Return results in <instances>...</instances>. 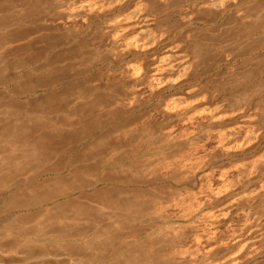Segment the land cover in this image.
I'll list each match as a JSON object with an SVG mask.
<instances>
[{"label":"bare ground","instance_id":"6f19581e","mask_svg":"<svg viewBox=\"0 0 264 264\" xmlns=\"http://www.w3.org/2000/svg\"><path fill=\"white\" fill-rule=\"evenodd\" d=\"M124 1H129V0H113V2L112 0H89L82 6H79L80 8L78 10V13L79 15L86 17V18L93 16V15L96 17L105 16L111 11L121 8V5H123L122 3ZM148 1L149 0L147 1L145 0L144 2L140 0L136 2L135 0L137 4H135V6L131 10L128 8L130 10V11L129 10L127 11L128 13L126 12L125 14H123L124 13L123 12L120 14L119 13L120 10H119L117 11L118 12L117 14L113 13L114 15L120 14L116 18H114L115 16L112 17V15L110 17V19L114 18L112 20L108 21V19L105 18L108 21L106 24H108L109 29H111V31H108V32H112L110 33V36L108 38L109 45L112 47V50L107 51L106 54L104 53L106 56L104 54H103L104 56L102 54H99V51L93 52L89 55V57L86 60L89 66L92 68L95 66H101V65L106 66L107 62H108L107 64H109L110 66H121L120 68H121V73L124 74L123 76H126L132 79L133 80L132 82H134L135 84H141V85L146 84L148 90L152 93L153 91H155L156 87H159L160 85L164 84L165 81H166L165 83L169 82L170 79L165 80L163 78V75H165L164 73L167 71L166 66L170 68L171 66L169 65H172L170 63H175L174 64L175 66L181 65V64H176L178 62H171L172 58L175 57L173 56V53L175 54V52H173L174 50L172 48L165 50L166 51L165 53L163 52L160 55L158 54V56L156 54L157 57L153 56L154 54L152 55L153 56L151 60L152 64H149L151 66L150 71H148V66H146L142 62L140 63V61L138 62L136 60L135 62H129V63L125 62L126 60L125 58L134 52L138 53L137 51L145 52L146 50H150V49L152 50L154 47L159 46L161 44L162 45L165 44L166 46V43L168 42V39H166L165 37L167 36L166 33L165 34L159 33L158 35L155 33L156 30L152 32L153 28H150L151 29L150 31L148 30L149 28L147 29V27L148 25L153 24L157 20H165V21L168 20V18L171 15L170 14L171 11L168 9L173 7V5H171L173 0H154V1L150 0L149 2ZM178 1L179 0H177V2ZM6 2L9 4L8 6L5 5ZM174 2L175 4H177L176 0H174ZM195 2L196 1H194V3ZM194 3L191 2V4H193L192 7H191V4H189V6L187 5V7L194 8L193 7L195 5ZM21 4L24 7L23 10H19L18 6H15L16 5L15 0L0 1V95L2 94V90H5L8 87L13 86V85H15L14 88H16V86L18 85L17 87L20 88V89L17 88L20 93V95L18 96L23 97V98L36 99V101L34 100L29 101L27 99V102L23 103V101H1L0 100V197L7 196V198L9 199L8 200L9 203L7 204V207H5V209L2 208L4 210L0 212V219L2 218L3 215H6V214H8L7 216H9V218H15L13 219L14 221L12 220V222L15 226L14 232L16 233L17 237H14L15 234L14 235L12 234L13 239L22 238L26 241H30L32 238H41V240L45 242L52 241V243H56L57 247L60 246V249L66 248L67 250H69L70 257L73 258V260L75 259L74 264H159L157 262L158 260L157 257L160 254H162V253H159V249H160L159 246H162L163 244H165L166 241H169L172 244L175 240L179 239L182 235L178 236L180 232L178 233L176 229H173L174 227L168 228L169 225H171L172 223H177L176 221H172L171 214L170 215L168 214L169 205L172 202L171 203L168 202L169 204V205L167 204L168 206L166 205V203L163 204L164 202L163 200L166 201V198L167 200H169L171 197L169 198V196L166 197L165 195L163 196L161 195L162 197L159 196L161 198L159 200L163 199L162 200L163 202H160L156 199L157 198L156 196H158V193H161L164 190L166 191L165 189L166 187L168 188L167 190H170V189L174 190L172 187L179 189L177 187L183 186V185H185L186 187L191 182H195L194 186L198 185L197 184L198 175L201 172L206 171L209 168L210 164L213 163L214 165V163H217L218 161H216L215 158L219 159L220 158L219 155H222V157H225V158H232L233 162L240 161L238 159L234 160L233 158L239 155H246L247 154L246 149H248L249 146L257 142L260 143L261 145L264 142L263 133L261 136H258L260 134L255 135V133L249 130L250 128L247 129L248 127L246 128L244 124L242 123L238 124L236 118L241 113V111H232L228 113V112L222 111L221 108L217 107L213 110L209 108L208 109L206 108L207 110L198 109L199 111L194 110V112L191 114L186 113L185 117L181 116L183 117L181 121L182 126L184 125L185 129H187L186 126H188V128L189 126H191V130L187 131L188 136L195 133V130L198 129L197 127L200 126L199 123L201 120H205V121H208V123H212L216 125H222V126L231 125L230 129L222 130V131H219L217 135L215 134L216 138L215 137L214 138L216 140L215 141L216 147H214V149L216 150L217 153L214 150H212L214 151L212 152L209 146L208 148L210 149L211 152L207 153L203 158L202 157L198 158L200 156L196 157L194 155L196 150L193 153V149L195 147L194 148L189 147L192 143L191 141H190V144H188L189 146H187L189 148L186 149L187 152H185V154L180 155L183 152L182 151L179 153V155L176 154L175 155L176 157L174 155H173L174 156L173 158L172 156L170 157V155H168L169 158L168 156L165 157V155L163 154L166 151L165 149L166 146L163 144L162 146L163 149L154 148L153 146L157 144L155 143L156 140L157 141L159 140L156 139L155 137H150L153 135L146 136L145 134H142L137 138H133L134 140H132V137H131V140H129L128 142V146L130 148V153L128 155H121V154L115 153L111 156H108V155L105 156L102 154L99 156H95L94 154H90V151L92 149H90L89 146H90L91 140L95 136L94 134H91L90 136L88 135L86 137L84 136L82 137L80 135L76 137H72V139L69 141L70 146L66 147L65 143L67 139L64 136H62V134L63 132L64 133L67 132L66 127L71 128V129L74 127V124L70 119L71 115H78L77 112L80 111V109L77 110V107H74L75 105L65 106V108L67 107L68 108L66 109L65 113L62 114V115H65V116H62L63 118L61 117L63 121L60 118V116H59L60 119L56 117L58 118L59 122L62 121V123L60 122L58 124H57L58 121L57 122L54 121V117L53 119L50 118L53 121H50L49 118L48 120L45 118V120L42 123H40V122H35L33 119L28 120L30 118H27V116L24 117L23 115L27 113V111H25V113L23 112L24 104L25 105L28 104V106L31 105V107H33L32 105L35 106L40 101H41L40 103H43V101L59 102V101H66V100L63 99L61 96H59L58 90L56 91V88H55L56 81H59V76L56 75L57 71L55 70L54 67H52V65L53 64L55 65L58 62L60 63V61L58 60L60 57L59 54H57L59 55V57L56 58V60L54 58L55 56L53 57V53L57 49V47L54 46L56 41L54 43L53 41L51 42V39H48V37L52 33H50L49 36L47 35L48 33L46 32L41 33L43 27L42 25H39L38 23L40 19L44 17L46 19V15L48 13L47 11L34 10V7L29 6L31 4L30 0H21ZM165 7L168 8L167 10L169 11V13L167 10L165 11H167L169 16L166 13L168 18L165 15V17L162 16L164 18L162 19V17H158V14ZM174 9H180V8H174ZM172 12H174V10ZM193 13L195 14V11ZM48 15L49 16L47 17H50V14ZM72 21L74 22L75 20H72ZM83 23H84V20H83ZM154 24L156 25L157 23H154ZM119 25H122V28L120 27L121 29H116ZM46 31L48 32V30ZM168 35L170 34L168 33ZM170 36L172 37V35ZM170 36H169V40H171ZM50 37L52 38V35ZM43 41L47 44V45L44 44L45 45L44 47L40 46L41 45L40 43L43 44ZM169 46H172V45L169 44ZM177 46H175L174 49L177 50ZM184 64L182 65L185 66L186 64L185 65ZM109 65L107 66L109 67ZM182 65L180 67H183ZM183 71H186L185 68L182 70V72ZM186 72L184 73V75L187 76L188 73ZM44 93H45V98L43 97L44 98L43 99L42 96L44 95ZM135 97L136 96H134V98ZM0 99L3 100V98H0ZM44 104L42 106H44ZM45 105L50 106L49 103L48 105L47 104ZM187 106L188 104L186 105V107L185 106L182 107V103L179 104L177 102H173L171 104L163 105V110L169 115H175L176 117H179L180 116L179 114L181 111L186 112L187 110L189 112ZM36 107L41 109L38 106ZM63 107H61L62 110H63ZM58 108L59 107H57V109ZM51 109H54V108H51ZM37 110H34V111L36 112ZM42 110L43 109H41V111ZM32 111L33 110H31V112ZM38 111L40 113V115L38 116H41L42 114H45V112H47L45 111L44 113H42L40 112V110ZM29 114L31 116L30 112L28 113V115ZM34 114L37 115V113H34ZM80 117H83V115ZM84 118H80V121L83 122ZM31 121L32 122L34 121L35 123L29 124L31 123ZM198 124L199 126H197ZM183 134H186V132ZM186 135H184L183 138L184 137L186 138L187 137ZM140 145H141V148H140ZM193 145L194 144H192V146ZM197 145L198 144L195 143L196 147ZM188 149L190 151L189 153H188ZM197 150L199 152V148ZM131 151H132V154H131ZM17 152H20V153L24 152V155L18 158L19 156L18 157L16 156ZM158 155L161 158L158 157V160L153 159L152 161H154V163H150L151 159L153 157L157 158ZM54 157L56 159V163H55L56 166L54 165L52 168L51 167L49 168L48 167L49 165H47L46 167V163L48 164L50 161H52ZM243 158H245V156ZM36 159H38L37 162H36ZM206 159L207 161L209 160L208 164L205 163ZM39 161L42 164L40 165L39 163V167L36 168L38 170L36 171L34 170V167L38 166L37 163ZM34 162L36 163V165L32 167ZM236 163H232L231 165L233 164L234 165L228 170L224 169L225 166L222 167V169L218 167V168H215L216 170H213L212 174H208L205 177L206 178L205 183L204 182H202L204 184L201 183V189L199 191L200 195L199 193L197 195V194H192L191 192L192 196L188 195V198L179 199L178 201L174 199L173 205L175 207L176 206L179 207L181 211L178 210V212H181V214L177 212V215L178 214L180 215L174 216L173 215L174 212H173L172 216L185 219V221L186 220L192 221V219L198 213L203 211V208H205L208 205L209 206L215 205L217 201H220L223 197H226V196L229 197L231 200V201L229 200L231 203H228L230 207L229 212H231V210L234 211V209H236L237 207H240V209L243 208L242 210H244L245 207H249V209L251 208L252 210L253 206L256 205L257 203H263L264 202L263 200L261 202V200L258 201V199H260L261 193L262 192L264 193V153L263 155L255 159L253 162L240 163V164H236ZM80 164L83 166H81ZM29 166L32 168V170L30 169L32 172L35 173L36 171L37 173L39 171V175L37 174L39 177L35 174V176L37 177L35 178L33 173L30 172L33 175V178H31L32 176L31 175L29 176L30 179L18 180L19 178L17 176L22 174V172H24L25 169L30 168ZM113 170H119L120 172L117 173L118 174L117 175L116 173L112 172ZM132 171L135 172V175H133V177L131 176V173H130ZM187 172L188 174H192V176H190L191 177L190 179H187L185 177L186 175L185 173ZM86 173L87 174L97 173V177L94 180L82 177V175ZM188 174L186 176H189ZM67 175H73L72 179L70 178L71 179L70 180L67 177ZM204 175H206V173ZM89 178L91 177L89 176ZM51 179H55L56 181L57 180H61V181L56 182L53 180V182H51L52 181ZM62 180L67 183L63 182ZM200 181H203V180H200ZM50 183H53V185L54 183L55 185H59L61 189L58 188L57 190L55 188V191L54 189H51V191L48 190L45 193H47L49 197H47V195L46 196L43 195L45 197L42 196V198L39 197L40 200L37 199L38 198L37 196L39 195V193L41 194V192H43V189L45 188L48 189L49 186H52ZM256 183L258 184L260 183V185L258 186L257 184L258 187L254 188V185L256 186ZM182 189H185V188L183 187ZM198 190H196V192ZM89 191H94V192L88 193ZM113 192L119 193V196L121 194L122 197L123 195L126 196L128 194L126 196L128 198H129V194H131V196L132 195L134 196V197L132 196L133 199L134 200L137 199L138 202L139 200L141 201L145 199L144 200L145 204H143L142 203L143 201H141V206L143 204L142 207L144 208L141 209V207L138 205V202L137 203L134 202L133 199L131 202L129 201L130 198L129 200H127L128 198L125 197L126 200L124 201H127V202L129 201L131 203L125 204L126 202L124 203L123 201H118V202L116 201L118 204L119 202L123 204L119 206L120 208L118 210L116 209L117 212L115 214H113L114 212H112V214L108 216L107 218L108 222L96 224L98 222H101V220H99L98 222L96 221L95 223L96 225H91L92 222L88 223L90 221L89 220L87 221V223L91 225V228L90 226H89V229L88 227L85 228L86 225L81 226V223L78 222L80 221L78 220L80 216H82L84 212H86V214H89L94 209L92 207L91 211L88 210L90 209L89 207H91L90 205L88 209L87 208L84 209L82 204H81L82 205L81 207L83 208H81L80 206L77 205L76 201H74L76 198L72 199L70 198V196H75L76 194L79 193L80 195H78V197L83 196L82 199H85L86 197L84 195H86V196H89L90 199L88 197L86 198L89 200H91V198L97 199V198L105 197L103 198L104 201H102L103 199H100V202L101 201L103 202V203L101 202L103 206L105 199L108 198L106 197V195L112 196V195H109V193H113ZM176 192L178 193L179 191L176 190L175 193ZM185 192H187V189ZM183 194H184V191H183ZM185 194L187 195V193ZM177 195H180V194H177ZM164 196L166 198H163ZM65 198L67 199L70 198V199H68V201L65 202L63 207H66V204H67L68 208L75 209V211L74 212L72 211L73 215L69 217L70 219L69 218L66 219L65 217L64 219L60 220L62 221V224H63L61 226L62 231L60 230V228H57L58 226L57 224L56 228L57 230L59 229V231H55V233L56 232L57 233L56 234L54 233V234L56 235L58 240L55 241V239H51L52 237L50 236V233L47 232V230H45L46 228H49V226H53L49 224L47 226L48 222L45 223V220L43 222V219L45 218L43 216L45 215L47 217L46 212H43L45 211L44 209L46 208H43V210L42 209L38 210V211H42L40 212L41 214L45 213L43 215H40V219H39L40 221L42 220L43 224L45 223L44 225L47 226L46 227L42 223H39L40 224L39 227L41 225L44 226V227L41 226L43 228L46 227L44 229L45 231H43V228L41 230L36 225H35L36 228H39V229L35 231L36 228L35 229L32 228L34 226L33 224H31L32 225L31 228H28L30 226L28 224V221H31V216H32L30 209L37 207V206L47 207L49 206V203L51 202V200L58 201V199L60 200V199H65ZM114 201L107 203L109 202L107 200L105 204L107 206V204L114 203ZM169 201H172V200H169ZM59 203L60 204L58 203L57 204L60 205V210L63 211L61 207L62 204L61 202ZM57 204L56 205L53 204V205L57 206ZM105 204H104V209H105ZM144 205L146 206V208ZM150 205L151 207H148ZM112 206L113 205H111V207ZM170 207L172 208L173 206L171 205ZM115 208H118L116 204H115ZM112 209L113 207L111 208V210L110 209L109 210L114 211ZM26 210H29L31 216L21 215V213ZM87 210L90 212L88 213ZM174 211L176 213V210ZM49 213L52 214L51 212ZM55 213L56 212H54V214ZM170 213H172V211H170ZM23 214H29V213H23ZM223 214L224 212L218 214L212 211L209 213V216L211 217V219L213 218V220L216 221V219L222 217ZM15 215H18V216L14 217ZM106 215H109V214H106ZM106 215L104 214V216ZM225 215L227 216L228 214L225 213ZM37 216L39 215H37V211H36V217ZM51 216H53V214ZM51 216L49 215L48 218H50ZM209 216L207 217V219L210 218ZM258 216L259 218H264V211ZM41 217H43V219ZM56 217L58 216L55 214L53 218H56ZM197 217L195 219H197ZM32 219H34V217ZM112 219H114V224L116 223V225L113 224ZM243 219H241L243 220L242 228L240 229L230 228V230L231 229L232 230L231 231L229 230L228 237L227 238L224 237L226 240L224 241L225 242L228 241L229 243L231 242L232 243L231 246L234 249L233 251L231 250L232 252L229 251L230 249L228 250L230 254L229 256H227L228 257L227 259H224L226 260L225 261L226 263L224 262L223 264H250L253 261V259L256 258L257 256L259 255L264 256V251H263L264 248L263 250L257 248V246L254 243L255 241L252 242L253 240L251 241L249 237L251 236L250 234L253 233L251 232L250 230L251 226L249 227V225L255 222L256 217L254 215L251 217L248 215H244ZM31 222L34 223L33 220ZM78 223L79 225H77ZM60 224L61 223H59V226ZM139 224L141 225L139 226ZM6 226L3 228H6ZM166 228L170 229V231L166 230ZM32 229H34L35 231L34 233L31 232ZM204 231L205 232L208 231L210 233L211 230L210 231L204 230ZM216 232H218V230ZM184 233H185V230H184ZM226 233L228 232L226 231ZM202 234H201V237L197 235L198 238L196 237L197 239L195 241H191V243L194 242V246H195L194 248L196 250V253H192L191 251H188L187 249H185L187 252L185 251L184 254H188L189 252V254L192 253V255L194 254L196 255L198 252L199 253L207 252L206 254L207 256L206 257L204 256L205 258L203 257L204 259L203 261L206 260L208 262L207 264L218 263L219 262L218 259H216V257L213 255V252L211 250L213 249L211 248L213 246L212 245L213 243L208 242L211 239L207 238L208 237L207 233H206V236L204 235L205 233H202ZM202 237L204 238L206 237L207 239H209L208 241L205 240L206 242H208L206 243V246L207 244L209 245V243L210 245H212L211 247L207 246L206 248L207 250L203 247L205 245V242ZM194 239H195V236H194ZM41 240L39 239V241ZM213 240L216 241L217 238L216 239L213 238ZM19 241H21V239H19ZM24 242L22 241L18 243L22 244ZM177 242H179V240H177ZM177 242L175 243L177 244ZM216 242H214L215 245H216ZM113 245L116 246L117 251L114 254L108 256L106 251L109 252L108 251L109 247ZM156 248L158 250H156ZM180 248H178V252H180L179 254H181V251L184 250L183 248L181 249ZM91 250H97V254L89 253ZM174 250L177 252V249L174 248ZM160 252H161V249H160ZM178 252L176 254H178ZM201 255L203 254L201 253ZM194 256L192 258L193 259L196 258L197 260L199 255L195 258ZM163 262L161 263L163 264Z\"/></svg>","mask_w":264,"mask_h":264},{"label":"rangeland","instance_id":"374dc122","mask_svg":"<svg viewBox=\"0 0 264 264\" xmlns=\"http://www.w3.org/2000/svg\"><path fill=\"white\" fill-rule=\"evenodd\" d=\"M87 1L89 0H64V1L63 0H30L31 4L29 6L34 7V10L47 11V13L50 14V17H47L49 16L47 14L46 19L44 17L40 19L38 23L39 25H42L43 27L41 33L46 32L48 33L47 34L48 36L50 33H52L50 34V36L52 35V38L49 36L50 38L48 37V39H51V42L53 41L54 43L56 41L54 46L57 47L56 50L59 52L55 50L56 52L54 51L53 57L55 56L54 58L56 60V58H58L60 55L58 59L60 63L58 62L55 65L53 64L54 66L52 65V67H54L55 70L59 72V73L56 72V75L59 76V81H56L55 88H56V91L58 90L59 96H61L66 101H59L60 103L57 101H49V102L43 101V103H40L41 102L40 101L38 102V104L40 103L41 106L40 104L39 105L37 104L35 106L32 105L35 108L31 107V105L28 106V104L27 105L24 104L23 112L25 113V111H27V113H25L27 115L23 114L24 117L27 116V118H30L28 120L33 119L35 122H40V123H42L45 120V118L48 120V118L53 119L54 117V121L56 122L58 121L57 122L58 124L60 122L62 123L63 121L62 116H65V115H62L63 113H65L66 109L68 108V107L65 108V106L75 105L74 107H77V110L80 109V111L77 112L78 115H71L70 119L73 122L74 127L72 129L66 127L67 132L65 133L63 132L62 134V136H64L67 139L65 143L66 147L70 146L69 141L72 139V137H76L79 135L82 137L83 136L86 137L88 135L90 136L91 134H94L95 136L91 140L89 147L90 149H92L90 151V154H94L95 156H99L101 154L105 156L106 155L111 156L115 153L116 154L118 153L121 155H128L130 153L128 142L129 140H131V137H132V140H134L133 138H137L140 135L145 134L146 136L153 135L150 137H155L156 139L159 140V141L156 140L155 143L157 144L154 143L155 144L153 146L154 148H162L163 144L166 146L165 149L168 152L165 151V153L163 154L165 155V157L170 155V157L172 156L173 158L176 154L179 155V153L182 151L184 153L182 152L180 155H183L185 154V152H187L186 150L187 148L195 147L193 149V153L196 150L194 155L196 157L200 156L198 158H201V157L203 158L207 153H210L212 150L216 152V150L214 149V147H216L215 134L217 135L219 131L228 130L231 127V125L222 126V125L208 123V121H205V120H201L199 123L200 126L199 124L197 125L199 126L197 127L198 129H196L198 131L195 130L194 134L188 136L187 131L191 130V126H189L190 129L188 128V126H186L187 129H185L184 125L182 126V122H181L182 118L185 117L186 113L191 114L194 112V110H198V109L205 110L206 108L213 110L219 107L221 108L222 111L228 112V113L232 111H241V113L236 118L238 124H241V123L244 124V126H246V128L248 127L247 129L250 128L249 130L253 131L255 135L260 134L258 136H261L262 133L264 135V87H263L264 86V0H213V1L211 0H184V2L183 0L182 1L179 0L178 2L176 0L177 4H175L173 0L174 4L173 2L171 4L173 5V7L169 9L165 7L164 9H162L163 11L162 10L160 11V13L158 14V17H162V16L165 17V15L167 16V14L169 13L168 10L171 11L170 14L173 16L170 15V17L168 18L169 16L168 14L167 16L168 20L166 21L157 20L158 22L157 21L154 22V23H157L156 25L154 23L150 24L148 25L147 29L149 28L148 30L151 31L150 28H153L152 32L156 30L155 33L158 35L159 33L161 34L166 33L167 36L164 35L166 39H168L166 46L165 44L164 45L161 44L159 46L154 47L152 50L151 49L146 50L145 52L137 51L138 53L134 52L125 58L126 59L125 62L129 63V62H135L136 60L138 62L140 61V63L142 62L146 66H148V71H150L151 66L149 64H152L151 60L153 56L157 57L158 54L160 55L163 52L165 53L166 52L165 50L172 48L174 50L173 52H175V54L173 53V56L175 57L172 56L173 58L171 62H178L176 64H181V65L185 63L188 67L185 64H184L185 66L182 65L187 71V72L186 71L182 72L184 68L180 67L181 65L175 66L174 65L175 63H170L172 64V65H169L171 66L170 67L171 69L166 66L167 71L164 73L165 75H163V78L165 80L170 79L169 82L167 81L168 83H165L166 82L165 81L164 84L160 85L159 87H156L155 91H153L152 93L148 90L146 84L144 85L135 84L134 82H132L133 81L132 79L126 76H123L124 74L121 73V68H120L121 66H110L109 64H107L108 63L107 62L106 66L101 65V66H95L92 68L89 66L86 60L89 57V55L93 52L99 51V54L103 55L104 53L106 54L107 51L112 50V47L109 45V41H108L110 33L112 32H108V31H111V29H109V25L106 23L109 20L116 18L121 13L124 12L123 14H125L129 9L131 10L135 6V4H137L136 2L140 0H136V2L135 0L124 1L122 3L123 5H121V8L111 11L110 13H108L109 15L107 14L101 17H96L93 15V16H90L91 18L83 17L79 15L78 13V10L80 8L79 6H82ZM142 1L145 2V0H142ZM194 1L196 2L194 3ZM191 2L195 4L193 6L194 8H191L193 5L191 4ZM15 3H16L15 6H18L19 10L24 9V7L21 4V0H15ZM189 4H191L190 8L187 7V5L189 6ZM5 5L8 6L9 4L6 2ZM174 8H180L181 10L174 9ZM183 8L184 9L187 8V9L184 10ZM171 9L174 10L175 14L174 12H172L173 10ZM165 10H167L168 13ZM117 11H119L120 14L114 15L118 13ZM194 11H195V14L193 13ZM111 15L112 17L114 16L115 17L110 19ZM163 17L162 19H164ZM105 18L108 19V21ZM72 20H75V21L73 22ZM83 20H84V23H83ZM120 27L122 28V25H119L116 29H121ZM46 30H48V32ZM167 32L170 35H172L173 39L170 35H168ZM169 36L171 40H169ZM40 44H41L40 46L44 47L45 46L44 44L46 43L43 41V44L42 43ZM169 44L172 46H169ZM175 46H177V50L174 49ZM107 65H109V67ZM173 66L176 68H174ZM185 72L188 73L187 76L184 75ZM14 86L15 85L10 86L5 90H2V94L0 95V98H3V100L0 99L1 101H23V103L27 102V99L29 101L30 100L36 101V99L23 98V97L18 96L20 95L19 90L17 89L19 87H17L18 86L17 85L16 88H14ZM15 90L18 92H16ZM134 96L136 97L134 98ZM43 97L45 98V93L42 96V98ZM173 102H177L179 104L182 103V107L184 106L186 107V105L188 104L187 107H188L189 112L187 110L186 112L181 111L179 114L180 116L178 115L179 117H176L175 115H169L166 112H164L163 105L171 104ZM44 103L47 105L49 103L50 106L49 105L46 106ZM43 104L45 107L42 106ZM36 106L40 107L43 110L41 111V109L37 108ZM57 107L59 108L57 109ZM61 107H63L64 111L62 110ZM51 108H54V109H51ZM37 109L40 110V112L42 113H44L45 111L47 112H45V114H42L41 116H38L40 115V113ZM31 110L33 111L31 112ZM34 110H37L38 112L37 111L35 112ZM29 112L31 113V116L30 114L28 115ZM34 113H37V115ZM82 115L83 117H80ZM59 116L60 118L62 117L61 118L62 121L60 122L58 120ZM80 118H84V121L81 122ZM51 119L50 121H53ZM34 121L33 122L31 121V123L29 124L35 123ZM202 121H204L205 123ZM185 132L187 135L183 134ZM184 135H186L187 137L183 138ZM190 141L192 143L189 146L188 144H190ZM195 143L198 144L197 147L195 146ZM192 144L194 145L192 146ZM208 147L211 148V151ZM140 148H141V145H140ZM198 148H199V152L197 150ZM246 150H247L246 155H239L233 158L234 160L238 159L240 161L233 162L232 158H225V157H222V155H219L220 160L215 158V160L218 162L214 163V165L213 163L210 164L208 168L209 170L207 169L206 171H204L206 175H204L205 174L204 172H201L198 175L199 177V178L197 177L198 185L196 186H194L195 182H191L188 184V186H186L188 188H186L185 185L177 187L179 189L172 187L175 191L176 190L179 191L178 193L177 192L175 193V191L171 190L170 187H169L170 190H167L168 188L166 187L165 188L166 191L164 190L163 192L158 193V196H156L157 197L156 199L158 201L160 202L164 201L163 204L166 203V205L168 204V202L170 203L172 202L170 205L168 204L169 205L168 214L169 215L171 214L172 221H176L177 223H172L171 225H169L168 228L174 227L173 229H176L178 233L179 232L181 233V234L179 233L178 236L182 235L179 239H177L179 240V242H177V240L174 239L175 241L172 244L169 241H166L165 244H163L162 246L158 245L161 249V252L159 249V253H162L157 257L158 259L157 262L159 264L163 261H164L163 264H166V263L168 264L169 263L171 264L172 263L174 264H193V263L194 264H199V263L207 264L208 262L206 260L203 261L204 260L203 257L207 256L206 255L207 252L203 253L200 251L203 255H201V253L199 252H198L199 254L197 253L199 256L197 254L196 255L194 254L195 256L192 255V253H196V250L194 248L195 247L194 242L191 243V241H195L198 238L197 235L201 237L202 233H205L204 234L205 236L207 233L208 235L207 238L211 239L209 240L206 237L205 238L202 237L205 242V245L203 244L204 245L203 247L205 249L207 248V246L208 247L209 246L211 247L212 245L214 246L215 245L214 242L217 241L216 245L214 247L213 246L211 247L214 250L213 249L211 250L213 252V255L219 261V262L217 261L218 263L216 264H223L226 261L224 259H227L228 258L227 256H229L230 252H232L234 249L231 246L232 245L231 242H230L231 244L228 241H227L228 243L225 242L226 240L224 237L226 238L228 237L230 228L232 229L242 228L244 215H248L250 217L254 215L256 217L255 222L249 225V227L251 226V228H253V229L250 228L251 232L253 233H251L250 234L251 236L249 237L251 241L253 240L252 242L255 241L254 243L257 246V248L263 250L264 248L263 246L264 245V218H259L258 215L264 211V202L257 203L256 205H254L255 207L253 206L252 210L251 208L249 209V207H245L244 210H242L243 208L240 209V207H237L236 209H234V211L231 210L232 212L231 213L229 212L230 207L228 204V203H231L230 202L231 200L229 197L226 196V197H223L220 201H217L215 205H212V206L208 205L205 208H203V211L198 213L192 219V221H188V220L185 221V219L174 217L175 215L178 216L181 214V212H178V210H180L179 207L177 206L175 207L173 205L174 199L178 201L179 199L188 198V195L189 196H192V194L198 195L201 189V183L202 182L205 183V179H206L205 177L208 174H212L213 170H216L215 168L219 167L222 169V167L225 166L224 169L228 170L234 165V164L231 165L232 163L237 162L236 164H240V163L253 162L259 156L263 155L264 142L261 145L260 143L257 142L249 146L248 149ZM189 152L190 151L188 149V153ZM16 154L14 155H16L17 157L19 156L18 158H20V156L22 157L24 155V152L22 153L17 152ZM131 154H132V151H131ZM244 156L245 158H243ZM158 157L160 156L158 155L157 158L153 157L150 163H154V161L152 160L153 159L158 160ZM38 159H36V162ZM206 161L205 163L208 164L209 160L207 162ZM34 163L32 167L36 165V163L35 164ZM39 163L40 165L42 164L39 161L37 163L38 166H35L34 170L36 171L38 170L36 168L39 167ZM55 163H56V159L54 157L52 161H50L48 164L46 163V167L47 165H49L48 167L52 168L55 165ZM30 169L32 170L31 167L25 169L24 172H22V174L17 176L19 178L17 179L18 180L30 179L29 176L32 175L30 173L32 172ZM36 171L35 173L32 172L35 178H37L35 174L39 175V171L37 173ZM112 172L117 174L120 171L113 170ZM130 173L132 177L133 175H135L134 171ZM185 174L187 175L188 172ZM33 175L31 176V178H33ZM88 175L91 178H89ZM186 175L185 177L187 179H190L191 178L190 176H192V174H188L189 176H186ZM67 177L69 179L70 178L72 179L73 175H67ZM82 177L94 180L97 177V173H89V174L86 173V174H83ZM51 180H52L51 182H53V180L56 181L55 179H51ZM200 180H203V181H200ZM60 181L61 180H57L56 182H60ZM50 184L52 186H49L48 189L46 188L43 189V192H41V194L39 193V195L37 196L38 197L37 199L40 200V198H42L43 195L46 196L47 193L45 192L48 190L51 191V189H54L55 191V188L57 190L58 188L61 189V187L59 185H55V183H54L55 186L53 185V183H50ZM257 184L258 183H256V186L254 185V188L260 185V183L258 184V186ZM183 187L185 189H182ZM186 189H187V192H185ZM196 190L198 191L196 192ZM183 191H184V194L187 193V195L186 194L184 195ZM188 191L190 194L188 193ZM92 192L94 191H89L88 193H92ZM177 194H180V195H177ZM78 195L80 194L79 193L76 194L75 195L76 197L70 196V198L72 199L76 198L74 201H76L77 205L80 207L83 205L84 209L85 208L88 209L89 205L91 207H89L90 209L88 210L91 211L92 207L94 209L93 211H91V213H89L90 211L87 210V212L91 215L86 214V212H84L82 216H80V218L78 219L80 220L78 222L81 223V226L86 225L85 228L88 227V229H89V226L91 228V225L108 222L107 220L108 216H110L112 212H114L113 214H115L117 210L120 208L119 206L123 204L120 202L118 204L117 203L118 201H123L124 203L126 202L125 204L127 203L130 204L134 197L133 195L132 197L131 194H129V198H130L129 200V198L126 197L128 194L126 196L123 195L122 197L121 194L119 196V193H115V192L109 193V195H112V196L106 195V197L109 198V199L106 198L109 201L107 203H110L114 200L115 201L114 203L107 204L106 206L105 203L107 200L105 199V202H104L105 209H104V204L102 206V203H103L102 201H104L103 198L105 197L97 198V199L91 198V200H89L90 199L89 196L84 195L86 198L87 197L89 198V199H86L84 197L86 199L85 200V199H82L83 196L78 197ZM161 195L162 196L165 195L166 197L169 196V198L171 197L169 200H172V201L167 200L165 196L163 198H166V201L163 199H162L163 201L159 200L161 199L160 197H162ZM47 197L49 196L47 195ZM125 197L128 198L127 200L131 202L124 201L126 200ZM68 199L67 198L60 199V200L58 199V201L51 200V202L49 203V206H47L49 209L46 206H43V207L37 206V207L30 209L32 216L29 210L22 212L21 215L31 216V221L33 220V222L36 223L34 224L31 221H28V224L30 225L28 228H31L32 226L31 224H33L34 226L32 228L35 229L36 226L39 227L40 225L39 223L43 224L44 220H45V223L48 222L47 226L48 224L53 225V226H49V228H46L47 226L44 225L45 224L44 223L43 225L46 226L45 227L46 229L43 228L44 227L43 225H41L43 227L40 226L39 228L41 230L43 228V231L47 230V232H49L50 236L52 237L51 239H55L56 241L58 240V238L55 235L57 233V232L55 233V231H59V229L57 230V228H60L61 230V226L63 225L62 221L60 220L64 219L65 217L66 219L71 217V215H73V212L75 211V209L71 208L72 209L71 210L70 208H68L67 204H66L67 208L63 207L65 202L68 201ZM78 199L79 200L81 199L80 202ZM100 199H103L101 201L102 203L100 202ZM8 200L9 199L7 198V196L0 197V212L4 210L5 207H7V204L9 203ZM144 200L145 199L141 200L143 201L142 202L143 204H145ZM260 200L261 202L262 200L264 201L263 192L261 193V197L260 199H258V201ZM141 201L139 200L138 202L137 199L134 200V202L136 203L138 202V205L141 207V209H143L144 207H142L143 204L141 206ZM59 202H61L62 204L61 207L63 211L60 210V205H58L60 204ZM53 204L55 205L57 204V206H54ZM115 204L118 208H115ZM111 205H113L112 210L114 211H110L112 208ZM171 205L173 206L172 208L170 207ZM148 207H151V205ZM43 208H46L44 209L45 211L43 212H46L47 214V217L45 215L43 217H45L48 220H46L45 218L43 219V217H41L43 219V222H42V220L41 221L39 220L40 215H43L45 213L41 214L40 212L42 211H38V210H41V209L43 210ZM174 210H176V213ZM36 211H37V215H39L37 217L39 218L36 217ZM170 211H172V213H170ZM212 211L218 214L224 212L222 216L223 218L222 217L217 218L216 221L213 220V218L211 219V217L209 216V213ZM49 212H51L53 216H51L52 214H50ZM54 212H56L55 214L58 216L56 217L57 219L53 218L55 216ZM177 212L180 214L177 215ZM23 213H29V214H23ZM225 213H227L228 215L226 216ZM104 214L105 215L109 214V215H106L107 216L106 217L104 216ZM172 214L174 216H172ZM7 215L8 214L3 215L2 218L0 219V225H1L0 226V264H74L75 259L73 260V258L70 257L69 250H67L66 248H62V247H61L62 249H60V246L57 247L56 243H52V241L45 242L41 240V238H32L30 241H26L19 237L18 238L21 239V241H19V239H16V238L13 239L12 234L13 235L15 234L14 237H17L16 233L14 232L15 226L12 222V220L15 218H9V216ZM49 215L52 217V219L51 217L48 218ZM17 216L18 215H15L14 217H17ZM208 216L210 217L208 218L209 220L207 219ZM33 217L34 219H32ZM196 217L197 219H195ZM99 220H101V222H98ZM112 220L111 221L114 224V219ZM87 221H89L88 223L92 222L91 225H89ZM96 221L98 223H96ZM58 222L61 223L60 226ZM79 223L77 225H79ZM114 225H116V223ZM140 225L141 224H139V226ZM5 226L6 228H3ZM39 228H36L35 231ZM168 228H166V230L170 231V229ZM34 229H32L31 232L34 233L35 232ZM216 229L218 230L219 233L216 232L217 231ZM184 230H185V233H184ZM204 230L206 231L211 230V231L209 233L208 231L205 232ZM226 231L228 233H226ZM195 232L196 233L198 232V233L196 234ZM194 236H195V239H194ZM213 238L214 239L217 238V240L215 241L213 240ZM221 238L223 239V241ZM39 239L41 241H39ZM17 240L18 242H22V241L23 242L25 241V242L22 244L21 243L19 244ZM205 240L207 241L209 240L208 242H211L213 244L210 245L209 243V245L207 244L206 246V243L208 242H206ZM175 242H177V244ZM180 247L184 249L182 250L184 252L181 251V254H179L180 252H178V248ZM174 248L177 249V252L179 255L176 254L177 252L174 250ZM185 249H187L188 251H191L192 252L190 253L191 255L189 254V252L188 254H184L186 251ZM156 250L158 249L156 248ZM228 250L230 252H228ZM108 251L109 252L106 251L108 256L114 254L117 251L116 246L115 245L110 246ZM89 253L97 254V250H91ZM193 256L194 258L198 256V259H197L198 261L196 260V258L193 259L192 258ZM259 256L254 258L250 264H264V256L262 255H259Z\"/></svg>","mask_w":264,"mask_h":264}]
</instances>
